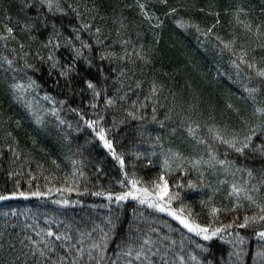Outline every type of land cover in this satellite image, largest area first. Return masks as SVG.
<instances>
[{
    "label": "snow or ice",
    "instance_id": "snow-or-ice-1",
    "mask_svg": "<svg viewBox=\"0 0 264 264\" xmlns=\"http://www.w3.org/2000/svg\"><path fill=\"white\" fill-rule=\"evenodd\" d=\"M158 3L167 7L168 0H158ZM17 7L25 16L24 22L17 20V24L22 31L29 34V40L34 42L43 37L40 39V48L34 54L35 61L47 67L49 77L55 76L54 84L57 87L64 81V88L67 89L69 97H79V103L71 106L70 99L57 100L56 97L45 93L41 99L51 106L48 109H38L37 101L28 99L30 95L38 92L41 85L27 73L40 72L41 67L35 62H29L28 57L32 55L31 44L27 46L29 51H24L26 45L17 41L15 29L10 26L12 18L7 16L8 22L3 24L0 41L4 42L5 48L10 40L17 41L20 52L17 53L16 48H11V57H0V69L5 73L11 70L17 76L24 75V79L13 76L11 82L6 81L8 94L13 101L23 102L38 123L43 121L45 115H50L55 118L58 127L66 126L63 140L70 153L66 159L70 160L72 171L62 178L61 186L46 187V190H41L39 185L32 190L31 181L38 177L29 172V190H20L21 181L17 179L12 191L0 192V201L17 197H48L53 192L61 196L76 192L80 196L103 198L107 201L103 207L115 204L117 208L110 211L99 224L94 223L90 230L76 228L75 235L70 234V224L61 228V221L49 218L45 221L47 226L40 227L33 221L28 227L35 230L37 239L29 236L25 238L27 244L20 241L23 248L27 249L25 252L23 248L18 251L15 243L9 238L6 252L7 256L12 258L5 256L0 260V264H175L168 258L169 248L163 243L166 237L154 239L152 234L157 230L152 228L150 223L145 229L137 224L135 219L130 220L123 234H119L117 239L121 223L119 206H126L128 202L134 204V218L138 214L136 206H146L147 209L166 214L177 222L180 226L177 231L186 230L204 242H211L214 238L226 240L231 245L228 252L230 264H244L245 254L249 251V241L239 230H251L258 245L251 252L252 258L258 261V264H264V98L258 99L264 97V19L254 18L242 5L236 6L232 10L234 28L229 32L227 39L215 32L221 23V13L218 8L212 10L214 5L208 6L206 14L215 16V23L207 28H201L199 24L183 19L175 21L179 28L195 29L205 39L214 41L221 52L230 54V63L237 70V75H244V99L251 104V112L248 115H242L241 108L232 103L226 105L237 117L235 124L218 123L214 115H209L207 120L201 123L199 120H193L190 114L195 112L197 105L191 104L188 109L181 108V112L175 113L180 118L179 127L195 145L192 153L186 155L179 148H165L159 132L155 136L148 132L153 125H158L159 130H164L168 122L175 123L173 114L176 93H170L173 104L166 107L161 101L165 85L155 77L149 82L146 92L143 80H136L134 85L127 83L135 76L134 69L137 65L143 72L145 67L155 62L154 45L146 46L126 38V33L133 28L127 23V17L121 14L113 19V24L118 25L117 39L108 43L111 32L109 36H104L102 27L96 25L97 17L100 20H105L106 17L100 15V9L95 3L89 6L83 3V0H17ZM136 7L151 29L163 28L164 21L160 16L149 12L147 0H137ZM177 11L176 7H171L163 16H173ZM198 11L205 12V8L201 7ZM227 14L225 11V15ZM69 15L76 23L70 33L65 35L64 25L58 24L57 21H62ZM261 15H264V9L261 10ZM83 33H87L89 39H85ZM136 38H142L138 30ZM154 40L156 44L159 43L158 34H154ZM117 44L120 51L115 50ZM81 63L88 74L81 73ZM129 71L132 76H129ZM142 92L144 94L141 98ZM133 95L135 99H132ZM167 99L168 97H164L165 101ZM65 107L77 118L74 123L61 117L60 113ZM161 109H166L163 119L158 115ZM117 111L119 116L116 115ZM109 114L113 117L110 124ZM130 122L137 125L140 137L147 134L146 138L152 141L151 148L159 147L158 153L151 151L146 156L138 150L137 144H124L127 135L122 132V126H127ZM16 124L19 125L20 121H16ZM176 131L177 128L173 127L170 134L175 135ZM73 132L76 135H73ZM85 133L87 135L83 143H76ZM117 136L120 139H117ZM9 139L12 140L11 143H8ZM4 142L12 153L14 164L20 159V152L14 147L17 142L12 138L11 132L5 133ZM201 146L204 151L197 153L195 149ZM89 147L103 151L116 168L119 191L111 186H101L95 191H90L87 187H84L83 191L80 190V178L85 177L82 170L84 161L74 157H83ZM220 148L224 151L221 152ZM153 157L159 160V163L154 165L159 171L151 178L145 179L138 174L137 162L147 159L145 167L153 166ZM52 164L57 169L60 167L56 160H52ZM37 168L41 174L46 171L41 164H37ZM100 171L97 167V172ZM209 174L233 178L239 174L240 178L230 182L218 179L217 186L214 187L208 179ZM7 175L11 179L24 173L10 169ZM191 176L195 179L189 178ZM44 179L47 182L54 177L45 176ZM226 183L228 192L225 199L231 201V205L218 207L214 198L220 191L219 186ZM206 189L210 194L207 199H200L199 203L201 208L207 211L209 219L206 223H201L200 214L195 213L186 200L189 193H203ZM55 202L69 204L79 201L63 198ZM222 212L244 214L242 219L236 215L230 222L224 223L220 219ZM139 215L143 217V213ZM165 223L167 224V221ZM52 225L57 226L55 231ZM188 239L189 243H192L191 237ZM171 243L175 244L176 241ZM181 247L183 248V236ZM0 248H3V244H0ZM195 248L205 257L198 260L197 255L188 253L190 260L195 264H221L220 259L213 255L210 244L196 243ZM220 256L222 258L223 253ZM178 259L184 261V256L180 255Z\"/></svg>",
    "mask_w": 264,
    "mask_h": 264
},
{
    "label": "trees",
    "instance_id": "trees-1",
    "mask_svg": "<svg viewBox=\"0 0 264 264\" xmlns=\"http://www.w3.org/2000/svg\"><path fill=\"white\" fill-rule=\"evenodd\" d=\"M144 2V0H141ZM91 6L95 3L100 9V15L106 17L105 20H100L97 17L96 25L102 27L104 36H109L108 43L116 40V28L118 25L113 24V19L119 17L121 14L127 17V23L133 26L129 33H126V38H131L136 43H144L155 46V62L140 71V66L134 69L135 76L128 80L127 83L134 85L136 80H143L144 91L149 87V82L155 77L158 81L163 82L165 90L161 95V101L165 103L166 107L172 106L173 100L170 93H176L175 112L173 120L175 123L168 122L164 130H159L158 125H153L148 129L153 136L159 132L162 137V142L165 148H179L186 155L191 154L195 147L194 142L191 141L183 129L179 127V116L175 113L181 112V108L188 109L189 105H197L195 112L190 113L193 120H199L203 123L209 115H214L218 123L228 122L235 124L237 122L236 115L227 109L226 105L232 103L235 107L241 108L242 115H248L251 112V104L244 99L243 88L245 86V79L243 73L237 75V70L230 63V54L221 52L220 48L212 40L205 39L202 35L197 33L195 29L179 28L175 21L183 19L191 21L194 24H199L201 28H207L215 23V16L206 14L208 6L214 5L213 11L219 9L221 23L215 29L216 34L227 39L229 32L234 28V20H232V10L239 5H242L247 11L252 13L254 18L264 19L261 15V10L264 9V0H168L167 7L158 3V0H147L148 10L154 13L164 21L162 29H151L146 20H144L139 9L136 7L137 0H83ZM176 7L177 13L173 16L164 17L163 13L169 8ZM204 7L205 12H199L198 9ZM227 11V15H225ZM7 16H11L10 26L15 29L17 41L25 43L24 51H29L27 47L31 44L32 55H29L30 63H37L41 67V71L27 74L33 76L38 81L41 88L37 93L28 97L30 100H36V107L38 109H48L50 104L41 98L45 93L56 97L57 100L70 99L71 106H76L79 103V97L70 98L67 89L64 88V81L60 82V87L54 84L55 76H48V69L46 66L39 65L35 61L34 54L40 48V37L36 41L29 40V34L21 30L17 20L24 22L25 16L18 11L17 0H0V32H3V24L7 23ZM231 21V23H230ZM155 21H153L154 23ZM58 24L64 25V34L68 35L76 23L71 15L65 17L62 21H57ZM138 26V27H137ZM140 31L142 38L137 40L136 31ZM239 31V29H236ZM154 34H158L159 43L156 44ZM85 39H89L87 33H83ZM17 41L10 40L8 47H4V42L0 41V57L12 56L11 48H16L17 53L20 52ZM116 51H120L119 45L115 47ZM46 55V51L44 52ZM16 65H13L15 67ZM126 67L131 68L130 65ZM79 69L82 74H88L87 69L81 63ZM167 73V75H164ZM94 74V70H93ZM17 76L11 70L5 73L0 69V192H10L13 190V185L17 179L21 181L22 191L29 190V176L31 172L33 176L38 177L31 181L32 190H35L36 185H39L41 190H46V187H59L63 183L62 178L72 171V166L66 156H70L68 147L63 140V134L67 131L66 126L58 127L54 117L45 115L42 122L38 123L35 118L26 109L23 102H15L7 91V82H11V78ZM129 76L132 72L129 71ZM17 79H24V75L20 74ZM141 93V98L143 97ZM164 97H168L167 101ZM264 97H258L261 99ZM135 99V96H132ZM59 107V106H58ZM214 109V111H213ZM166 109H161L158 115L163 119V112ZM150 111V109H149ZM61 117L66 121L74 123L77 119L75 115L67 110L65 107L61 113ZM119 116V112H116ZM112 114L108 115L109 124L112 121ZM16 121H20L17 125ZM176 127L175 135L170 134V129ZM6 132L12 133V138L17 142L14 147L20 152V159L12 163V153L8 151L7 144L4 142ZM122 132L127 135L124 140L125 145L135 143L138 145V150L144 152L145 155L151 151H160L159 147L151 148L152 141L145 137H140L137 132V125L130 122L127 126H122ZM73 135H76L73 132ZM87 133L81 135V138L76 143H83ZM117 139H120L117 136ZM12 140L9 139L8 143ZM75 145H73V150ZM197 153L203 152L204 148L198 147L195 149ZM223 152L224 149L220 148ZM76 159H83L84 166L82 170L85 173L84 178H80V190L84 187L89 188L90 191L98 190L99 187L111 186L114 190L119 191V186L116 183L118 172L112 166L111 161L106 157L105 153L99 148L89 147L83 154V157H74ZM153 166L147 165V159H142L137 162L139 169L138 174L145 179L151 178L159 171L157 165L159 160L153 157ZM52 160H56L60 167L57 169L52 164ZM37 164L43 165L44 171L42 174L37 168ZM97 167L101 169L97 172ZM16 170L24 173L22 176H17L9 179L7 173L9 170ZM131 170V169H130ZM45 176H52L54 179L45 181ZM178 177H172L176 179ZM189 178L195 179L194 176ZM239 174L233 178L231 176H213L209 174L208 179L213 186H217L218 179H226L229 182L233 179H239ZM220 191L215 196L214 202L218 207H230L231 201L225 199L228 192V184L219 186ZM210 194L206 189L203 193H189L186 203L191 204L195 213H199V222L206 223L209 219L207 211L200 206V199H207ZM67 198L70 201H79L78 203L58 204L55 201ZM107 204L103 198L93 197L91 195L80 196L76 192L65 193L61 196L53 192L48 197H29L28 199L15 198L7 201H0V260L7 256V245L9 238L15 243L16 249L19 251L23 248L20 241L27 244L26 237L37 239L35 230L28 227L35 221L40 227H46L45 221L49 218L61 221L60 227L65 225H72V232L75 235V229L90 230L94 223L99 224L104 217L109 215L110 211H114L117 206L115 204L109 207H103ZM121 223L118 228L117 239L119 234H123L130 220L135 219L136 223L141 227L147 229L149 223L152 228L157 231L153 233V238L161 237L166 239L163 243L169 248V259L173 260L175 264H195L191 261L188 253L197 255L198 260H203L205 257L200 255L199 249L195 248L196 243L210 244L213 255L220 259L221 264H230L228 252L231 250V245L225 241L214 238L211 242H204L194 234H189L186 230L177 231L180 227L177 222L163 213H155L154 210L147 209L146 206H136L138 209L137 217L132 216V208L134 204L128 202L121 205ZM254 210V209H253ZM252 211V210H250ZM143 213V217L139 215ZM243 212H229L227 214L221 213L220 219L224 222H230L233 216L239 215L242 219ZM250 214V212H249ZM167 221V224L165 223ZM135 226V225H133ZM55 231L57 226L52 225ZM241 234L248 238L249 251L244 257V264H258V261L253 260L251 252L257 248V239L251 230H239ZM183 236V248L181 247V237ZM189 237L192 243H189ZM176 243L172 244L171 241ZM26 252L27 249L23 248ZM175 255H172V254ZM223 253L221 258L220 254ZM184 256V261H180L178 257ZM111 256V252H109ZM11 259V256H7ZM212 257H209L211 259ZM23 259V258H21ZM86 259V257H85Z\"/></svg>",
    "mask_w": 264,
    "mask_h": 264
}]
</instances>
